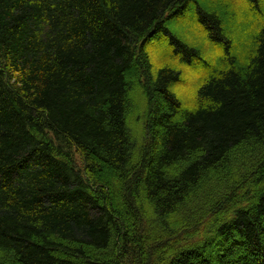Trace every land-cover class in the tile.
<instances>
[{"label": "trees", "instance_id": "obj_1", "mask_svg": "<svg viewBox=\"0 0 264 264\" xmlns=\"http://www.w3.org/2000/svg\"><path fill=\"white\" fill-rule=\"evenodd\" d=\"M0 264H264V0H0Z\"/></svg>", "mask_w": 264, "mask_h": 264}, {"label": "rangeland", "instance_id": "obj_2", "mask_svg": "<svg viewBox=\"0 0 264 264\" xmlns=\"http://www.w3.org/2000/svg\"><path fill=\"white\" fill-rule=\"evenodd\" d=\"M174 31L177 32L175 28H174ZM212 54H214V53H212ZM140 125H141V123L139 125H137V128L140 129Z\"/></svg>", "mask_w": 264, "mask_h": 264}]
</instances>
